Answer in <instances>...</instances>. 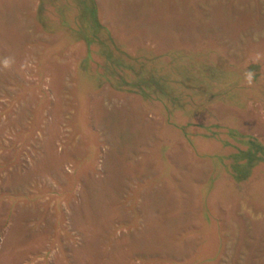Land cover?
Masks as SVG:
<instances>
[{
	"label": "rangeland",
	"instance_id": "rangeland-1",
	"mask_svg": "<svg viewBox=\"0 0 264 264\" xmlns=\"http://www.w3.org/2000/svg\"><path fill=\"white\" fill-rule=\"evenodd\" d=\"M41 2L0 0V264H264V0H97L180 73L162 98L98 87L84 41L47 51ZM239 149L247 178L217 176Z\"/></svg>",
	"mask_w": 264,
	"mask_h": 264
},
{
	"label": "trees",
	"instance_id": "trees-1",
	"mask_svg": "<svg viewBox=\"0 0 264 264\" xmlns=\"http://www.w3.org/2000/svg\"><path fill=\"white\" fill-rule=\"evenodd\" d=\"M40 1H42L40 3L41 6H39L34 15L39 26H41L42 30L49 33H62L60 40L48 47L47 51H51L54 48L63 50L67 44L84 41L89 48L92 47L94 54L102 59V64H98L99 66L97 65L94 70L91 69L90 62L94 58L88 54L82 60L79 72L89 74L92 78L94 77L98 87L104 83H109L115 89H125L144 96L155 95L162 98V94L165 95L171 89V86L174 85L172 84L174 82L173 78L180 75V73L168 72L169 63L163 60L165 54L151 55L148 49L143 50L140 55L132 56L129 54L124 49L122 39H119L108 26L101 23V10L97 0ZM47 2L53 6V10L49 12L50 15L43 8V5ZM152 24L154 23L152 22ZM154 26L159 27L157 24ZM168 29L166 28L165 31ZM47 51L43 55L44 57L47 56ZM173 51L170 49L168 54L170 55ZM251 70L252 73L256 72V66H251ZM164 73L169 75L168 79ZM161 76L165 77L166 80L162 81ZM256 77V75H253V79ZM79 86L77 87L78 90L81 89ZM84 91L88 92L90 89H85ZM79 96L86 98L85 94L76 92L77 100H79ZM171 119L170 122H174L173 124L175 125L177 122L176 118L173 116ZM249 144H252L253 150L258 155L260 154V158H264V147L256 139H251ZM233 155H235L233 163H225L227 156L225 157L220 153H212L208 156L215 165L217 176L223 170H227L237 179H246L250 168L257 161L252 155L240 149ZM239 160H243V162L240 163ZM211 178L213 176L210 177L208 183L204 186V195H207L211 189L213 184Z\"/></svg>",
	"mask_w": 264,
	"mask_h": 264
}]
</instances>
